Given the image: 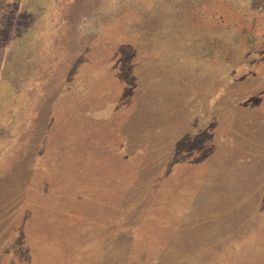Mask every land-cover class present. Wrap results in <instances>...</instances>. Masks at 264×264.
Listing matches in <instances>:
<instances>
[{"label": "rangeland", "instance_id": "rangeland-1", "mask_svg": "<svg viewBox=\"0 0 264 264\" xmlns=\"http://www.w3.org/2000/svg\"><path fill=\"white\" fill-rule=\"evenodd\" d=\"M88 1L37 154L2 125L0 264H264V0ZM48 2L0 0L2 118Z\"/></svg>", "mask_w": 264, "mask_h": 264}, {"label": "trees", "instance_id": "trees-1", "mask_svg": "<svg viewBox=\"0 0 264 264\" xmlns=\"http://www.w3.org/2000/svg\"><path fill=\"white\" fill-rule=\"evenodd\" d=\"M56 2L57 8H55ZM88 2L97 3V0H89ZM47 6V11H41L42 23L39 27L41 33L34 31L37 29L36 25H34L36 26L34 30L32 29L31 38L33 39V44L38 43V45H41L39 47H37L38 45L32 46L29 54L24 58L20 75H17V78L11 81L12 89L11 93L9 92L8 94V97H10L7 100V107L3 113L4 117H0V131L2 125H5L3 129H5L6 133L5 135L3 134V137L11 134L16 136L15 141L18 147L16 150L11 151V153L17 159L31 153V151L37 154V150L34 151L31 145H34L39 132L45 128L42 125V120L48 108L51 107L50 105L53 103L57 92L61 88L66 87L68 80L66 77L70 76L76 67L75 61L72 62L71 49L68 46L71 40L69 32H71L72 27H75L74 22H72V25L70 22L77 20L82 14L88 12L86 8L84 9V4L81 0H63L62 3L61 0L60 2L59 0H51ZM53 8L59 12L54 21L51 19V16L48 17L49 9L53 10ZM49 23L51 27L55 28L56 26L58 30L54 33L49 32V34H46L45 31ZM67 25H69V29L63 30ZM33 44H29L28 47ZM71 63L74 65L73 69L70 72H63L55 79L57 71L65 67L64 65L68 66ZM215 84V81L210 82L213 89H215ZM208 90H211V88ZM190 91L194 94V87H190ZM198 92H201V90ZM192 93H189L191 97ZM203 93H206V90ZM138 104L142 105L141 100H139ZM137 109H135V112H137ZM68 138L69 135H66L60 142L65 143L67 146ZM51 142H48V144L50 145ZM48 148H46V151ZM50 148L52 149V147ZM2 152L3 150L0 148V154H3ZM3 161L5 160L0 158V166ZM10 161L12 160L8 161L9 165L13 162ZM7 167L9 168L10 166Z\"/></svg>", "mask_w": 264, "mask_h": 264}, {"label": "clouds", "instance_id": "clouds-1", "mask_svg": "<svg viewBox=\"0 0 264 264\" xmlns=\"http://www.w3.org/2000/svg\"><path fill=\"white\" fill-rule=\"evenodd\" d=\"M118 7H119V0H111L109 8L111 10H115Z\"/></svg>", "mask_w": 264, "mask_h": 264}]
</instances>
